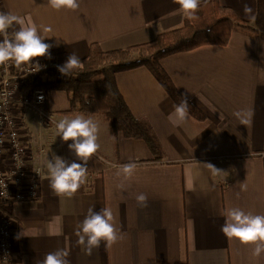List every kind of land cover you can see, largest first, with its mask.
I'll use <instances>...</instances> for the list:
<instances>
[{
	"label": "crops",
	"instance_id": "crops-1",
	"mask_svg": "<svg viewBox=\"0 0 264 264\" xmlns=\"http://www.w3.org/2000/svg\"><path fill=\"white\" fill-rule=\"evenodd\" d=\"M2 2L5 13L37 26L52 45L50 56L74 52L80 59L95 43L111 51L150 42L181 28L185 18L176 0H77V9L60 10L48 0ZM220 2L255 29L240 27L225 47L204 46L161 63L206 120L189 114L183 121L170 119L176 104L148 70L118 74L124 99L151 129L161 153L142 140L115 137L99 115H84L98 125L100 145L88 160L87 179L68 196L54 192L46 176L37 199L12 203L15 264H41L46 254L61 249L69 264H264V252L253 255L255 244L221 231L229 208L264 215V37L255 27L258 0ZM69 108L67 94L53 92L46 109L55 124L45 128L35 112L24 111L25 135L38 162L47 165L55 153L81 163L68 149L71 141L57 135L61 119L83 115L69 114ZM130 162L137 165L133 175H117L113 165ZM140 193L147 206L137 202ZM105 207L122 238L110 246L102 241L89 255L75 230L89 208Z\"/></svg>",
	"mask_w": 264,
	"mask_h": 264
},
{
	"label": "trees",
	"instance_id": "trees-1",
	"mask_svg": "<svg viewBox=\"0 0 264 264\" xmlns=\"http://www.w3.org/2000/svg\"><path fill=\"white\" fill-rule=\"evenodd\" d=\"M255 28L241 20L238 13L223 6L220 0L200 4L195 17L185 13L181 28L159 34L154 40L117 50L105 51L99 44L90 46L89 54L81 58V64L61 81H38L36 88L45 90L46 105L53 92L66 93L69 98L67 113L96 114L109 124L115 137L139 139L149 149L161 153L151 129L134 116L124 99L117 82V75L144 68L148 70L167 95L179 104L183 96L166 70L162 60L190 52L204 46H227L238 28ZM257 29L264 37V0H258ZM69 54L57 57L64 64ZM187 99V98H186ZM188 114L200 121L206 120L203 111L189 99ZM47 110V109H46Z\"/></svg>",
	"mask_w": 264,
	"mask_h": 264
},
{
	"label": "clouds",
	"instance_id": "clouds-1",
	"mask_svg": "<svg viewBox=\"0 0 264 264\" xmlns=\"http://www.w3.org/2000/svg\"><path fill=\"white\" fill-rule=\"evenodd\" d=\"M180 10L195 17L200 6V0H176ZM48 4L56 10L61 8L77 9V0H48ZM250 12V8H245ZM19 25L11 38L8 29L13 25ZM51 31L50 27L44 29ZM0 65L8 61H14L17 65L32 62L34 58L50 57L52 45L45 43L44 38L39 35L37 26L26 21L24 18L12 14L0 12ZM81 64L80 58L73 52L63 65H58V71L68 76L75 68ZM36 65V71L42 66ZM188 101L184 98L179 104L174 105V112L170 114V119L174 116L177 121H183L188 116ZM57 135L63 142L71 141L68 149L75 154L81 163H69L63 157L52 154V159L47 162L48 177L51 189L57 194L74 195L81 185L85 183L88 173V160L98 151L100 145L98 140V125L89 117L76 115L74 118H64L56 123ZM209 168L216 172L213 165L207 164ZM119 169L117 175L121 173L125 178H130L137 165L130 162L122 165H113ZM147 196L140 193L136 196L139 204L147 206ZM225 222L221 227L222 233L227 238H236L242 244H255L254 256H259L264 252V215H254L245 213L239 208H229L225 212ZM77 243L86 246V251L90 255L93 248L100 246L101 242L107 245L115 244L122 238L114 224L112 210L105 207L99 211L93 208L88 209V214L84 220L77 225L75 230ZM68 252L57 250L46 254L41 264H69L67 260Z\"/></svg>",
	"mask_w": 264,
	"mask_h": 264
},
{
	"label": "built area",
	"instance_id": "built-area-1",
	"mask_svg": "<svg viewBox=\"0 0 264 264\" xmlns=\"http://www.w3.org/2000/svg\"><path fill=\"white\" fill-rule=\"evenodd\" d=\"M0 12L5 13L2 0ZM8 35L11 38L9 30ZM50 57L19 65L10 60L0 65V264H15L12 203L37 199L42 180L48 176L47 165L36 160L25 135L24 111L35 112L41 128L55 124L54 116L45 109V90L35 87L40 80L68 78L57 69L63 64L56 56ZM37 63L45 67L36 71Z\"/></svg>",
	"mask_w": 264,
	"mask_h": 264
}]
</instances>
